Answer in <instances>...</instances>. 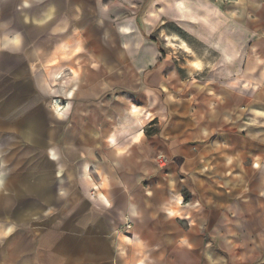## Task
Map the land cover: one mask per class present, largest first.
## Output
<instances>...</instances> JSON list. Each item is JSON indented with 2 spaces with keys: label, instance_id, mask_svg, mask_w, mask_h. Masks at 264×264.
Returning <instances> with one entry per match:
<instances>
[{
  "label": "crops",
  "instance_id": "obj_1",
  "mask_svg": "<svg viewBox=\"0 0 264 264\" xmlns=\"http://www.w3.org/2000/svg\"><path fill=\"white\" fill-rule=\"evenodd\" d=\"M17 0H0V14H6L12 8ZM44 0H30L22 4V8H26L32 4L35 6V15L29 17L30 22H34L41 27H32L29 30L30 34L27 38L39 37L43 33H47L46 38L42 39V46L38 48L41 51L38 55V59L41 64L42 71L34 77V83L39 96L37 95L36 104L44 98H65L67 99L70 88L74 82L70 79V72L68 76H64V72L69 68H87L89 64L95 63L96 58L91 52L85 51L84 46L86 41H79L78 37H66V41H61L57 45L53 46V43L58 36L51 33V27L54 25L53 20L55 16L56 23L62 20L65 23V32L72 33L74 29L80 32L79 27L85 26L84 16H82L81 8H84V0H46V8L42 5ZM94 13L93 23H91V29L86 31V34L96 36L100 32L103 33V42L105 45L111 46L113 42V35L119 36L122 39H126V46L124 51L129 58H132L137 64L148 63L149 60L155 62L159 58V54L155 53L153 49L155 44L147 39L149 36L156 32L157 28L161 24V17H166L167 20L174 21L191 33L192 37L198 44H201L204 48L212 53H216L219 59V73H210L209 70L207 76L209 80L204 84L193 85L195 94H191V105L183 104L182 102V86L183 77L182 69L179 64L174 61L169 62L165 66V74L175 71L168 77L164 78L163 83H157L156 87L163 89L167 88V91H160L159 95L155 96L158 112L155 113V119L153 117L141 116L140 111H133L131 113L132 120L130 123L126 122L120 130L114 134L113 138L109 141L110 149L107 155L97 156L100 152V148L96 141L100 138L99 128L95 126L94 122L90 120V114L77 112L71 107V101L68 102L65 110L62 113H55L52 109L45 108L44 105H37L35 108L27 107L30 105L31 98L34 100L36 97H30L29 94L34 90L33 86L26 82V75L20 73L21 76L16 77L23 83L19 87H14L13 91L17 94L15 100L11 103L5 104L4 107H0V114L8 117L9 119H18L16 122L22 125H28L27 130H30L27 135L30 140L33 141L31 146L38 149L39 133L38 119H61V131L58 138L59 144L51 142L47 144V164L39 163L37 159L38 154H32L29 163L23 162L25 165L22 168H26L24 171L39 172V174L33 177V180L27 183L28 186L34 185L37 180L45 174V191L39 196L42 200L49 204L51 201L49 195H54V185H51V177L57 170L64 172H75V181L77 186L84 192L86 198L93 202H98L102 207L106 203L105 197L107 195L108 181L97 171H90L89 166L95 163L113 161L112 167L115 169L119 166V161L116 158L117 151H124L126 147H130L132 142L137 138L135 132L141 130H149L148 122L153 121L155 123V131L153 136L155 138L162 137L167 129L168 123L172 117H177V123L173 126L172 132L168 133V136L177 137L181 132H184V138L186 143L199 144V139L195 136L194 125L197 122L204 120L205 113L201 111L203 108H207L208 115L211 119H216L220 115L221 109L226 110L231 116L235 118L236 123L241 124L243 128H259L264 123V115L258 114L253 111L254 108L264 110V4L257 5L250 12H254L253 16H248V8L242 5H229L225 9H220L218 4L210 3L208 0H91ZM34 2V4H33ZM23 5H27L26 7ZM82 5V6H81ZM261 7V8H259ZM75 8H78L76 10ZM195 9V10H194ZM24 10V9H22ZM41 11V15L37 13ZM25 11H23L24 13ZM46 14L45 22L40 21ZM26 16V14H24ZM22 14H17L15 17L14 25L20 28L24 27V19ZM39 22V23H38ZM42 23V24H40ZM64 29L61 30V33ZM22 37H14V42L19 43L23 40V34L18 32ZM75 38V39H74ZM159 39H162L160 35ZM20 40V41H19ZM22 42V41H21ZM79 45V51L72 55L69 59L61 56V47L67 45L72 47L73 45ZM170 45L175 43L171 40ZM82 45V47H81ZM145 45H151L145 48ZM184 47V46H183ZM17 48V47H16ZM179 49H182L179 47ZM143 50V51H142ZM192 51V49H190ZM189 51V48L184 49ZM193 52V51H192ZM79 54V56H77ZM172 51L167 52L165 62L172 60L170 56ZM27 54L23 52L17 53L14 51L1 52L0 53V72L9 75L19 74L17 68L22 61L27 57ZM53 61V62H51ZM201 62L198 58L197 61H192L191 73L197 74L201 71V67L197 62ZM202 63V62H201ZM47 73H46V70ZM198 65V67H195ZM162 67L163 65H158ZM152 63H148V69L150 70ZM110 71V70H109ZM190 72V70H188ZM179 75V76H178ZM64 76V77H63ZM60 79L58 86H54L52 83ZM49 81L51 84H49ZM207 85L206 90L209 92H217L219 94L217 99L206 97V99H199L200 89ZM147 94L152 93V87L148 85L147 81H143L139 85ZM83 87L87 90V94L92 99H99V96L95 94V89L91 88L85 81ZM204 88V87H203ZM23 93V96L19 95ZM223 93V94H222ZM102 94V93H101ZM215 97V96H214ZM82 98H86L82 96ZM121 99L125 100L129 104H134L137 107L143 106L141 98L136 94L124 93ZM211 102V103H209ZM56 103V102H54ZM35 105V104H34ZM33 105V106H34ZM23 106V108L21 107ZM55 108L56 106L54 104ZM113 107L120 108L122 105L113 103ZM26 110V111H25ZM48 110V111H47ZM81 110H89V107H85ZM95 112V109H91ZM21 111L24 112L21 115ZM98 115V113H97ZM108 116H113L111 112ZM250 117V118H249ZM102 121L104 117L100 118ZM113 119L115 117L113 116ZM12 121V120H11ZM183 121H189L185 124ZM104 128L109 129L108 123H104ZM187 130V131H185ZM255 131V130H254ZM96 134L93 135L92 133ZM34 137V139H33ZM212 142L225 143L232 147L234 152H239L245 156H255L264 154V146L242 142L239 137L230 134H217L211 138ZM252 140L264 142L260 136L251 137ZM26 140V139H25ZM54 140V139H53ZM52 140V141H53ZM27 141V140H26ZM55 145H57L55 147ZM202 146V145H201ZM222 152L226 151V146L222 145ZM219 147L215 146L216 149ZM40 156L43 153V147L39 148ZM145 152L149 151L147 148ZM235 159L236 156L227 158V162H231V159ZM188 169L190 173L188 176L189 183L192 185L193 194H197L202 191V181L197 180L196 176H200L202 173L201 168L209 166L206 163L209 161L208 154L205 152H199L193 148L191 153L185 156ZM238 159V171L240 175H243L247 180L248 171L253 170L260 172L259 168H253L252 165L264 167V156L260 157H248L237 156ZM36 161V163H35ZM204 161V163H202ZM21 165V166H23ZM45 165V167H44ZM61 166V167H57ZM223 166V170L225 169ZM230 167V166H229ZM17 168V167H16ZM45 168V169H44ZM193 175L194 176L193 178ZM263 183L257 188H264V174H261ZM4 183V182H3ZM230 183V181L228 182ZM98 185V187H97ZM252 185V184H251ZM2 187V186H1ZM94 189V196H90L89 192ZM1 190V188H0ZM32 195H37L34 192ZM190 194L186 193V196ZM228 195V193L226 194ZM45 197V199H44ZM198 199L201 197L198 195ZM31 200V199H30ZM32 203V202H31ZM243 211L238 207H233L230 204H223L221 210L226 212L233 220L237 216L246 214L250 219H255L264 231V204H258L255 209L252 208L248 202L244 201ZM82 207H86L85 204ZM171 216H175V212H170ZM81 217V212L78 211L73 217L63 220L59 226H56L49 231L39 243V250L44 253L46 264H83V255L87 258H92L95 264H111L108 256L111 254L108 248L107 242L103 239L104 230L101 226L89 227L83 232V225L92 223L94 217L89 216L81 221L80 227H75V221ZM225 220V229L233 227L229 224L227 218L222 217ZM185 228L181 227L178 223L169 234H175L183 231ZM219 233V229L216 230ZM28 231L20 229L14 233L13 237H10L4 242V247L0 249V255L6 253L10 248L16 250L27 249L30 247L28 239ZM63 233V235H59ZM2 235V233H1ZM223 235V233H220ZM261 233L256 234V241L259 243ZM59 237V238H57ZM55 240V246L53 251L57 254H67V257H53L50 253L49 241ZM123 242V241H121ZM181 244L184 242L181 241ZM131 251L139 252L142 249L140 246L129 245ZM234 251L241 253L244 256L243 249L237 248ZM88 253L91 255L88 256ZM33 257L28 254L23 256L17 264H31ZM3 264H12L11 258L8 261H4ZM249 264L248 261L242 259V263Z\"/></svg>",
  "mask_w": 264,
  "mask_h": 264
},
{
  "label": "clouds",
  "instance_id": "obj_2",
  "mask_svg": "<svg viewBox=\"0 0 264 264\" xmlns=\"http://www.w3.org/2000/svg\"><path fill=\"white\" fill-rule=\"evenodd\" d=\"M194 3L195 0H193ZM161 21L156 32L147 38L151 44L156 45L153 51L159 54V58L155 62L148 61V63H152L150 70L148 63L137 64L132 58H129L124 51L126 39L113 35L112 45L108 46L103 42L102 32L92 36L84 31L78 37V39L86 41L84 50L91 52L96 58V62L79 70L69 68L70 79L74 84L69 90L67 99L59 97L66 103L54 104L66 107L71 101V107L75 111L90 114V120L94 122L95 126H98L100 133V138L96 141L100 148L97 156L108 154L109 141L126 122H131L133 111L143 110L140 112L141 116L147 113V116L153 117L154 121L155 113L158 112L155 96L159 95L160 91H167V88L156 87V84L163 83L164 78L173 73L177 75L175 71L167 74L164 72L165 66L175 59L165 62L167 41L159 39L160 35L175 37L182 42L185 48L192 49L193 47V44L181 38L180 35L165 30L166 25L173 24L185 32L179 24L167 20L166 17H161ZM150 46L145 45V48ZM183 61L185 63L184 59ZM161 64L162 67L158 66ZM201 71L203 70L201 69ZM200 79L204 78L200 77ZM85 81L95 89V94L99 96L98 100L92 99L87 94V90L83 87ZM143 81H147L148 85L152 87L151 94H147L139 86ZM203 87L207 88V85H203ZM33 88L39 96L34 85ZM124 93L138 95L143 106L137 107L121 99L120 97ZM82 96L86 98H82ZM51 99L44 98L46 109L47 105L53 104L50 102ZM114 102L123 107H113ZM21 107L23 108V106ZM85 107H89V110H81ZM91 109H95V112ZM201 111L205 113L204 120L194 125V134L199 139V144L186 143L184 132H181L177 137L170 138L168 136L177 123V117H172L164 135L159 138L153 136V132L156 130L155 123L149 121V130L135 132L137 138L131 146L126 147L124 151L116 152V158L119 161L118 167L113 169L111 160L90 165V171L99 172L108 181L106 203L102 207L98 202L87 199L84 192L78 187H74L71 191L60 188L63 174H61V179H55L57 184L54 195L47 196L51 198L50 203L47 207L42 206L38 194L32 195L24 191L29 187L27 183H14L8 179L17 165L12 163L13 157H4L3 171L7 173L5 178L6 194L0 195V201L11 200L12 208L10 210L0 208V212L4 213L0 220L9 216L11 221L18 225V218L27 213L39 211L46 219L41 220L40 216H34L33 219L38 221L37 223L57 217L56 226H59L63 220L73 217L80 211L81 217L75 221V227H80L84 218L94 217L92 223L83 225V232L90 226L99 225L103 228V239L107 242L111 252L108 256L111 264H213L217 260H222L225 264H238L241 259L248 261L249 264H257V262L264 264V231H262L261 225L246 214L237 216L233 220L221 210L223 204H230L243 211L245 200L255 209L258 204H264V188L257 192V185L253 183L248 186L247 194L242 192L237 197V193L230 190V194L225 195L222 191L223 181L219 186H216L212 179L200 175L196 176V179L202 181V191L193 194L192 185L188 179L191 170L188 169L185 159V156L190 154L193 148L199 152L207 153L208 162L214 161L221 166H225L227 158L238 155L244 158L264 156V154L245 156L234 152L228 144L211 142V138L218 133H230L239 137L242 142L264 146V142L251 139L253 136H260L264 139V123L255 129L243 128L226 110H219L220 115L214 120L209 117L206 107ZM253 111L264 115V110L254 108ZM109 112L115 119L113 116H108ZM20 114L23 115L24 112L21 111ZM101 117H104L103 121L100 119ZM105 122L109 125L108 130L104 128ZM183 123L187 124L189 121H183ZM13 139L15 138L13 137ZM219 145L226 146L227 150L215 153V146ZM15 148L17 146L9 151ZM145 148L149 151L145 152ZM252 167L259 168L261 174H264V167L254 164ZM200 171L211 173L212 169L203 167ZM216 171L219 172L221 169L217 168ZM225 175L238 176L239 173L229 170ZM209 189L211 192L208 191ZM185 193L190 195L186 196ZM216 193H219V196ZM198 195L201 197L200 199L197 198ZM23 198L37 200L39 206L24 209L16 218H12L11 214L17 201ZM85 202H87V206L82 207ZM170 212H175L176 215L171 216ZM222 217L227 218L228 223L233 227L226 230L225 220ZM178 222H186L185 229L179 233L169 234ZM32 225L30 227L34 230ZM0 228L6 229L8 233L7 237L0 241V245L17 231L16 228L9 227L6 223L0 225ZM217 229H219V233L216 231ZM257 233H261L259 243L255 239ZM59 235H63V233ZM181 241L184 243L181 244ZM55 243V240L49 241L51 255L57 258H69L67 254H57L53 251ZM129 245L140 246L142 250L131 251ZM237 248L243 249L245 255L241 256L240 252L234 251ZM28 254L33 257L31 264H46L44 253L35 244L27 249L10 248L6 253L0 255V264L10 258L12 264H17V261Z\"/></svg>",
  "mask_w": 264,
  "mask_h": 264
},
{
  "label": "rangeland",
  "instance_id": "obj_3",
  "mask_svg": "<svg viewBox=\"0 0 264 264\" xmlns=\"http://www.w3.org/2000/svg\"><path fill=\"white\" fill-rule=\"evenodd\" d=\"M29 1L30 0H17L15 4L12 5V8L9 10V12H7L6 14H0V53L9 52V51L21 53L23 50V52L27 54L26 55L27 57L22 61V63L17 68L19 74L9 75V74H4L3 72H0V107L1 108L4 107L5 104L11 103L12 100H15V96L17 93L13 91V89L14 87H19L21 85L20 83H23L20 80L16 79V77L21 76L20 73H23L24 75H26L25 76L26 82L31 86L34 85L35 87L34 77L42 71L41 64L38 59V55L40 54V52H42V50L38 51L37 49L40 48V46H42V44H40L42 42V39L48 36H47V33H43L38 38L37 37H34V38L32 37L30 39L25 38L27 37L28 34H30L29 30H31V26L41 27L40 25H37L34 22H30V19H29L31 15H35L36 7L30 4V6L26 8H22V4L25 2H29ZM185 1L190 2V0H185ZM208 2L218 4L219 5L218 7L220 9L222 8L225 9L229 5L245 6L248 8V12H247L248 16H253L255 14L252 11L250 12V10L254 9L255 7H258L257 5L260 6L261 4L262 5L264 4V0H208ZM83 3H84V8H81V10L83 12L82 16H84L85 26L81 25V27H79L82 32L87 31L88 29H91L90 24L93 23V19H94L92 1L84 0ZM46 5H47V2L46 0H44L41 6H44V8H46ZM75 9L78 10V8H75ZM23 11L25 12L23 13ZM37 13L41 15V11H37ZM17 14L19 15L26 14V16L25 15L23 16V19H24L23 28H20L14 25L15 23L14 19L17 16ZM45 18H46V14L44 18L40 19V21L43 20L42 22H45L44 21ZM59 23L60 24H58V22L56 23L55 16H54V20L52 23L54 26L51 27L50 31L51 33H53V35H56L58 37L54 42H52L53 43L52 47L57 45L61 41H66L65 40L66 37H74V36L79 37L80 36V32H78L76 29H74L72 33L69 35L67 32H65V23L62 20ZM180 27L185 32H183L180 28H178L176 25H173V24L166 25L165 30L168 32H172L177 35H180L181 38L188 40L191 44H193V47H192L193 52L190 49L189 51H184V49L186 48L183 47L182 42L177 40L175 37L165 36V34H161V35H162V39L167 41V52L169 50L172 51V54H170V56L172 57V59H175L174 63L179 64L180 69H182L181 72H183L182 73L183 86H182V99L181 100L183 104L190 106L191 105V94L192 93L195 94V90H196V88H194L193 85H196L197 83L201 85V84H204L207 81V79L209 80V76H207V73L209 70L211 71L210 73L218 74L219 73L218 69L220 67V64H219L218 55L216 53H212L211 51H208L206 48H204L201 44H198L196 40H194V38L192 37L191 33L186 29V27H182L181 25ZM62 29H64L63 33H61ZM18 32H21V34H23V39L25 40L24 44H22L23 40H21L22 42L19 40L20 41L19 43L14 42L15 36L21 37L18 34ZM170 40L175 43V46L169 44ZM179 47H181L182 49H179ZM198 58L201 60L202 63L200 61L197 63L200 65L203 71H200L197 74L191 73V67L193 66L192 61H197ZM183 59L185 60V63ZM43 66L45 68V65ZM188 70H190V72ZM46 73H47V70H46ZM64 74H65L64 76L67 77L69 74V71H65ZM200 77H203L204 79L201 80ZM194 80H195V83H193ZM59 81L60 79H57V81L52 84L56 87L58 86ZM49 84H51L50 81H49ZM199 89L201 90L199 93L200 101L201 99H206L207 96H209V98L213 100L212 98L217 99L219 98L218 95L219 94L221 95V93L218 94L217 92H212V91H211V94H208L209 91H207L206 88H203V87H199ZM24 94H29L30 97H36L34 100H32L31 98L30 105L27 104L28 108L29 107L35 108L37 105L45 106V101L43 100H40L38 104H36V101L38 98H37V94L35 90H33L30 93H24ZM19 95H21L22 97L23 93H19ZM56 101L59 104L66 103V101L62 100L61 98L51 99L50 102L53 104L47 105V107L53 110L54 116H56L55 113H62L66 108V107L55 108L54 102ZM17 120L18 119H9L8 117L0 114V188H1L0 195L6 194L5 178L7 176V173L3 171L5 167V161L3 159L4 157L5 158L13 157L12 163L14 165H17V168H15V171L9 175L8 179L14 183H19V182L26 183L25 182L26 180H27V183H29L33 180V177L35 175L39 174V172L32 173L31 171H28V172L24 171L27 169L22 168L25 166L22 163L23 162L29 163L31 161L30 160L31 155L39 153L38 155L39 157L37 158L39 160V163L47 164L48 162L47 153H48V148H49L48 147L49 145L47 146V144H51V142H55V144L57 143L59 144L58 138H59L60 131H61V119H53V117H50L49 119H47L46 117H44V119H38L37 132L39 133V138H40L39 139L40 145L38 146V149L37 147L33 148L31 146V143L34 140L31 141L30 137L27 135L28 132L26 131H30V130H27L28 125L23 124L21 127L20 124L16 122ZM13 137L15 139H13ZM219 142L221 143V141ZM20 143H22L23 145H19ZM215 143H217V141H215ZM14 146H17V148L13 149L12 151H9ZM41 146L43 147V150H42L43 153L40 156L41 150L39 148ZM56 146L57 145H55V147ZM216 147H219L218 149H216V153L222 152L221 150V148H223L222 145H219ZM237 163H238V159L236 156L235 159L234 158L231 159V162H227V165L225 166V169L223 170V166L216 164L214 161L208 162L206 164L209 166H206V167L211 168L212 172L211 173H200L199 175L207 176L208 178L212 179L216 186H219L221 181H223L224 184H223L222 191L225 193V195L227 193L230 194V190H231L232 192H236L237 197H239L242 192L244 194H247L248 186L255 183L259 187L261 183H263V180L261 177V173L255 172L253 170H250V173L248 171L247 180H245L244 176L240 175L238 171ZM57 167H61V166H57ZM217 168H220L221 171L217 172L216 171ZM229 170H233L234 173H239V175L238 176L225 175V173L228 172ZM61 174H63V182L60 184V188L64 189L65 191H71L73 190L74 187L79 188V186H77V183L75 181V176H76L75 172L66 173L64 171H59L56 169V171L54 172V175L51 177L52 178L51 185L52 184L54 185L55 191H56V184H57V181H55V179L57 180L61 179ZM45 176L46 175L43 174L41 178L37 180V182L34 185L32 186L29 185V187L24 189V191L30 194L34 192L35 194L40 195L46 189L45 184H44ZM194 176L196 175H193V178ZM229 181L230 183H228ZM259 190L261 189L256 188L257 192ZM208 191L211 192V189H209ZM89 194L90 196H94V189H92L89 192ZM216 195L219 196V193H216ZM13 198H14V194H13ZM39 198L41 199L42 206L47 207L48 204H46L42 200L41 196ZM37 206H39L37 200H34V199L30 200L28 198L19 199L17 201L15 209L13 210L11 214L12 218H16L24 209H27L30 207H37ZM85 206H87V202H85ZM0 208L10 210L12 208V201L11 200L0 201ZM3 215L4 213L0 212V218H2ZM62 215L63 214L61 213V217ZM34 216H40L41 220L46 219V217H44L39 211H33V212L27 213L23 215L22 217L18 218L19 219L18 225L14 224L11 221L9 216H5L2 220H0V225L6 223L9 225V227L16 228L17 231H19L20 229L27 230L29 232L28 239L31 240V242H29L30 247L32 246V244H35L36 247L39 249L40 240H42V238H44V236L55 227L56 221L58 218L52 217V218H49L48 220H44V221L37 223L38 221L33 219ZM31 224H33L32 228L35 231L31 229L30 227ZM178 224L183 228L186 227V222H178ZM7 235H8L7 230L0 228V241L6 238ZM13 235L14 233L10 237H13ZM4 246H5L4 243L0 245V249L3 248ZM85 255L86 254L83 255V260H82L83 264H95L94 261L91 260L92 258L90 259L87 257L84 258ZM88 256L91 257L89 253H88ZM240 262L242 263V259L238 263ZM213 264H225V262L222 260H217L213 262Z\"/></svg>",
  "mask_w": 264,
  "mask_h": 264
},
{
  "label": "bare ground",
  "instance_id": "obj_4",
  "mask_svg": "<svg viewBox=\"0 0 264 264\" xmlns=\"http://www.w3.org/2000/svg\"><path fill=\"white\" fill-rule=\"evenodd\" d=\"M79 51V45L78 43L76 45H73L71 48L68 47L67 45H63L61 47V56L65 57L66 59H69L70 57H72L73 54L77 53ZM53 62V61H51ZM56 103H58L56 101ZM57 106V105H56Z\"/></svg>",
  "mask_w": 264,
  "mask_h": 264
},
{
  "label": "snow or ice",
  "instance_id": "obj_5",
  "mask_svg": "<svg viewBox=\"0 0 264 264\" xmlns=\"http://www.w3.org/2000/svg\"><path fill=\"white\" fill-rule=\"evenodd\" d=\"M195 67H198V65H195Z\"/></svg>",
  "mask_w": 264,
  "mask_h": 264
}]
</instances>
